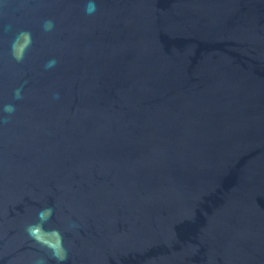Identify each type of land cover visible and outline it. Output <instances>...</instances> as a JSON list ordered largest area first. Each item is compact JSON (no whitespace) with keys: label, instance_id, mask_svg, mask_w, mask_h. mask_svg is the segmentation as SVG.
<instances>
[{"label":"water","instance_id":"obj_1","mask_svg":"<svg viewBox=\"0 0 264 264\" xmlns=\"http://www.w3.org/2000/svg\"><path fill=\"white\" fill-rule=\"evenodd\" d=\"M95 2L0 0V264H264V0Z\"/></svg>","mask_w":264,"mask_h":264},{"label":"clouds","instance_id":"obj_2","mask_svg":"<svg viewBox=\"0 0 264 264\" xmlns=\"http://www.w3.org/2000/svg\"><path fill=\"white\" fill-rule=\"evenodd\" d=\"M97 11V5L95 0H87V3L85 5V13L87 15H93ZM43 28L45 31H51L54 28V23L51 20H46L44 22ZM23 41V43H21ZM31 45V34L29 32H20L16 37L13 39L11 48H12V56L17 61H22L24 59V54L27 50V48ZM57 64V61L55 59H51L47 61L45 64L46 69L54 68ZM15 98L16 99H22V90L16 89L15 90ZM54 98L58 99L59 94H54ZM3 112L8 113L9 115L15 112V106L14 105H5L3 108ZM7 120H4V123H6ZM53 214V209L51 207L41 209L37 213V218L39 223L38 224H32L27 226L26 231L28 232L29 236L35 239L38 243L45 244L46 242L41 238L40 233L43 231V224L47 223ZM55 231V230H54ZM57 236H60V233L56 232ZM62 240V237H61ZM53 257L59 261L63 262L67 259V253H57L55 249H52ZM38 264H45L43 260L38 261Z\"/></svg>","mask_w":264,"mask_h":264}]
</instances>
